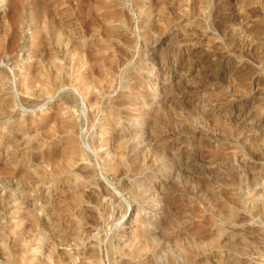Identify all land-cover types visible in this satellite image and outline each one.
<instances>
[{"label": "rangeland", "instance_id": "obj_1", "mask_svg": "<svg viewBox=\"0 0 264 264\" xmlns=\"http://www.w3.org/2000/svg\"><path fill=\"white\" fill-rule=\"evenodd\" d=\"M0 264H264V0H0Z\"/></svg>", "mask_w": 264, "mask_h": 264}, {"label": "bare ground", "instance_id": "obj_2", "mask_svg": "<svg viewBox=\"0 0 264 264\" xmlns=\"http://www.w3.org/2000/svg\"><path fill=\"white\" fill-rule=\"evenodd\" d=\"M170 64V63H169ZM192 65V64H191ZM185 93V92H184ZM188 96V95H187ZM186 97V96H185ZM205 118V117H204Z\"/></svg>", "mask_w": 264, "mask_h": 264}]
</instances>
